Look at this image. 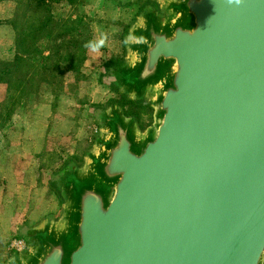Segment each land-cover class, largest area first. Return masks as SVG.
I'll list each match as a JSON object with an SVG mask.
<instances>
[{
  "label": "water",
  "instance_id": "1",
  "mask_svg": "<svg viewBox=\"0 0 264 264\" xmlns=\"http://www.w3.org/2000/svg\"><path fill=\"white\" fill-rule=\"evenodd\" d=\"M150 1L106 86L152 111L98 109L59 212L3 264H264V0Z\"/></svg>",
  "mask_w": 264,
  "mask_h": 264
},
{
  "label": "rangeland",
  "instance_id": "2",
  "mask_svg": "<svg viewBox=\"0 0 264 264\" xmlns=\"http://www.w3.org/2000/svg\"><path fill=\"white\" fill-rule=\"evenodd\" d=\"M20 1L24 0H0V61L14 57L11 23ZM144 3L118 7L113 0L54 2L51 12L57 18L83 16L89 47L80 76L64 73L61 90L52 95L45 89L23 98L22 106L10 117L6 114V87L0 84V264L19 251L14 244L22 242L20 251L26 248L22 235L30 227L59 212L61 198L51 188L50 178L56 181L63 163L82 162L98 132L94 113L118 98L99 80V74L106 60H123L125 32ZM38 46L48 54L45 40ZM93 105L99 107L94 110ZM124 109L137 114L142 126L151 122L148 106L126 103Z\"/></svg>",
  "mask_w": 264,
  "mask_h": 264
},
{
  "label": "trees",
  "instance_id": "3",
  "mask_svg": "<svg viewBox=\"0 0 264 264\" xmlns=\"http://www.w3.org/2000/svg\"><path fill=\"white\" fill-rule=\"evenodd\" d=\"M64 1L68 4L76 3V0H24L18 3L17 12L11 23L15 33L13 38L14 57L11 61H0V84H4L6 87L7 117L15 113L17 106H22L23 98H28L33 94L38 95L45 92V89L52 95L56 93V90H61L64 73L72 72L78 76L81 74L83 64L87 59L86 51L89 47L87 44L89 37L82 26L83 16L75 19L57 18L51 12V5L54 2ZM113 1L118 7L130 4L121 3L117 0ZM146 5L156 7L154 3L146 1L140 6V10ZM42 40L48 43L47 55H44L38 46ZM121 63V59L106 60L102 64L104 71L99 74V80L102 82L103 77L113 74L115 67ZM108 87L118 96L116 100L109 101L108 105L119 104L123 108L126 103L148 106L142 100H128L119 94L113 86ZM93 107L96 110L99 106L93 105ZM100 109H104V107ZM125 114L134 116L141 129L146 127L140 124L137 114L127 112ZM90 116L94 117L92 114ZM72 164H74L73 161H67L62 164L61 169ZM50 179L51 188L58 193L54 177Z\"/></svg>",
  "mask_w": 264,
  "mask_h": 264
},
{
  "label": "built area",
  "instance_id": "4",
  "mask_svg": "<svg viewBox=\"0 0 264 264\" xmlns=\"http://www.w3.org/2000/svg\"><path fill=\"white\" fill-rule=\"evenodd\" d=\"M22 245H23L22 242H19L18 244H14V246L16 247V250L21 249Z\"/></svg>",
  "mask_w": 264,
  "mask_h": 264
},
{
  "label": "flooded vegetation",
  "instance_id": "5",
  "mask_svg": "<svg viewBox=\"0 0 264 264\" xmlns=\"http://www.w3.org/2000/svg\"><path fill=\"white\" fill-rule=\"evenodd\" d=\"M101 69H102L101 72H103L104 71V68L102 67ZM115 69H116V67H115Z\"/></svg>",
  "mask_w": 264,
  "mask_h": 264
},
{
  "label": "bare ground",
  "instance_id": "6",
  "mask_svg": "<svg viewBox=\"0 0 264 264\" xmlns=\"http://www.w3.org/2000/svg\"><path fill=\"white\" fill-rule=\"evenodd\" d=\"M18 250H20V249H18Z\"/></svg>",
  "mask_w": 264,
  "mask_h": 264
}]
</instances>
